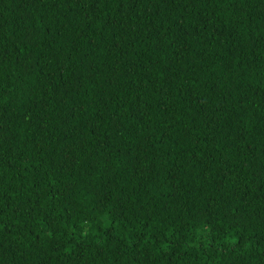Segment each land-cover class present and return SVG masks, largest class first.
<instances>
[{"label": "trees", "instance_id": "obj_1", "mask_svg": "<svg viewBox=\"0 0 264 264\" xmlns=\"http://www.w3.org/2000/svg\"><path fill=\"white\" fill-rule=\"evenodd\" d=\"M0 264H264V0H0Z\"/></svg>", "mask_w": 264, "mask_h": 264}]
</instances>
